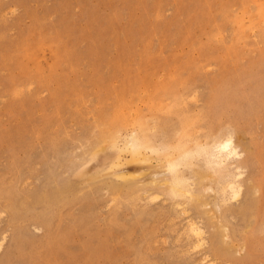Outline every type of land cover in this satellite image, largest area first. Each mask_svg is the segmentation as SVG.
<instances>
[{
    "label": "rangeland",
    "instance_id": "obj_1",
    "mask_svg": "<svg viewBox=\"0 0 264 264\" xmlns=\"http://www.w3.org/2000/svg\"><path fill=\"white\" fill-rule=\"evenodd\" d=\"M185 133L234 136L239 202L198 154L169 195ZM263 157L264 0H0V264H264Z\"/></svg>",
    "mask_w": 264,
    "mask_h": 264
},
{
    "label": "bare ground",
    "instance_id": "obj_2",
    "mask_svg": "<svg viewBox=\"0 0 264 264\" xmlns=\"http://www.w3.org/2000/svg\"><path fill=\"white\" fill-rule=\"evenodd\" d=\"M244 36V35H243ZM232 50H234V49H232ZM208 102V101H207ZM209 107V106H208ZM185 108V107H184ZM176 112V111H175ZM198 115V114H197ZM208 115V114H207ZM193 116H191V118H192ZM206 117V116H205ZM209 117V116H208ZM219 117V116H218ZM122 118V117H121ZM189 119V118H188ZM186 120V121H190V119L189 120ZM211 119V118H210ZM191 120H193V119H191ZM185 121V120H184ZM183 121V122H184ZM192 122V121H191ZM186 123V122H185ZM185 123H182V124H184V126H185ZM189 127V126H188ZM192 127V126H191ZM229 127V126H228ZM187 128V127H186ZM221 128H224L225 130H226V127H221ZM235 128V127H234ZM233 128V129H234ZM144 129V126H142V128H141V130H143ZM188 130H189V128H187ZM223 129V130H224ZM232 129V128H231ZM232 129V130H233ZM220 130V129H219ZM219 130H218V132H217V134L219 133ZM114 131V130H113ZM113 131H112V133H113ZM117 131V130H116ZM143 131H147V130H143ZM159 131V130H158ZM191 131V130H190ZM145 132H143L142 133V136L140 137V136H135V137H132L133 139H131L132 141H131V147H130V150H131V159L132 160H137V161H139V160H141V159H143V160H145L146 158L144 157V150L146 149V148H150L151 149V151L154 149H152V147H151V145H150V140L149 139H147L146 138V135H144V133ZM163 132V131H162ZM189 132V131H188ZM222 132V131H221ZM223 132H226V131H223ZM222 132V133H223ZM233 132H234V130H233ZM102 133V132H101ZM105 133V132H104ZM164 134L165 133H167L166 131L165 132H163ZM180 133V132H179ZM184 133V132H183ZM111 134V133H110ZM109 134V135H110ZM186 134V133H185ZM184 134V135H185ZM194 134V133H193ZM210 134H212V133H210ZM214 134V133H213ZM215 135V137H217L218 135ZM225 134V133H224ZM222 135V137L223 136H225V135ZM157 135V134H156ZM206 136L208 135V133L207 134H205ZM204 135V136H205ZM237 135H239V134H237ZM116 136V135H115ZM167 136V135H166ZM209 136V135H208ZM212 136V135H211ZM100 137V136H99ZM98 137V138H99ZM210 137V136H209ZM218 137H220V136H218ZM212 138H213V136H212ZM221 138V137H220ZM219 138V139H220ZM165 139V138H164ZM193 139H195V138H193L192 137V135H190L189 133H187L186 135H185V138H183V141H181V142H179L180 144L178 145L177 144V146H175L174 147V149L173 150H175V152H178L179 153V155H178V158L176 159V158H174V159H170L169 160V163H168V165H167V170L169 171V173H170V175H171V177H172V179H171V189H170V192H169V195L172 197V198H174V199H176V200H178V201H180V200H182V199H187V198H189L188 200H192V199H194V195L192 194V191L193 190H191V183L190 182H192V181H190L191 180V178H186L185 177V175L183 176L181 173V170L179 169V167L181 166V165H186L187 167H190V166H192V165H194L193 164V159L194 158H196V157H198L199 158V156H197L196 154H198V155H203L204 156V159H205V162L206 163H204V162H202V161H198V162H202L201 163V165H203V164H207V166H209L210 168H212V170L211 171H213V169L214 170H218L219 171V175H220V179H221V181H222V174H224V173H226L227 174V172H229L230 173V176H229V178L228 179H226L227 178V176H226V178H224L225 177V175L223 176V178L224 179H226L227 181H225L224 179V181L226 182H224V186H223V188L221 189V191H220V194H221V201H222V203L226 206V205H229L228 204V202L229 201H234V202H236V201H238L239 199H240V197L242 196V194H243V189L245 188H243V181H242V178H243V171H242V166L240 165L241 164V162H240V160L242 159V156H243V154L241 153V151L239 150V147L237 146V144L235 143V139H234V136L233 135H229V136H227L226 138H222V141L220 140V141H218V142H216L215 141V143H214V145L212 146V147H208V146H201V144L199 145V144H197V142L196 141H198V140H195V142H196V144H197V148L196 149H194V148H192V149H190V146H189V148H188V145H190L189 143H191V142H194L193 141ZM198 139V138H197ZM206 139V138H205ZM211 139V138H210ZM218 139V138H217ZM166 140V139H165ZM98 141V140H97ZM104 141H107V137H103L102 138V142H104ZM206 141H207V139H206ZM210 141V140H209ZM209 141H207V142H209ZM212 141H213V139H212ZM154 142V141H153ZM194 142V143H195ZM198 142H200V140L198 141ZM206 142V143H207ZM96 143V142H95ZM94 143V144H95ZM175 143V142H174ZM209 143H211V142H209ZM101 144V143H100ZM208 144V143H207ZM206 144V145H207ZM99 146V145H98ZM193 146H194V144H193ZM101 147V146H100ZM98 148V147H97ZM159 149V148H158ZM252 150V149H251ZM93 151V150H92ZM153 151H157V150H153ZM170 151V150H169ZM168 152V151H167ZM244 152V151H243ZM157 153H159V152H157ZM173 153H174V151H173ZM162 154H164V153H162ZM176 154V153H175ZM174 154V155H175ZM166 155V154H165ZM195 155H196V157H195ZM261 155V154H260ZM172 156V155H171ZM177 156V155H176ZM175 156V157H176ZM142 157H144V158H142ZM167 157V156H166ZM254 158H256V157H254ZM264 158V157H263ZM148 160H149V158H147ZM146 159V160H147ZM201 159V158H200ZM152 160V159H151ZM201 160H203V158L201 159ZM259 160V159H258ZM195 161V160H194ZM143 162V161H142ZM146 162H148V161H146ZM163 162V161H162ZM240 163V164H239ZM198 164V163H197ZM249 164V163H248ZM200 165V166H201ZM247 165V164H246ZM195 166H197V165H195ZM206 167V166H205ZM181 168V167H180ZM193 168V167H192ZM201 168H202V170H203V167H200V172H202V174H205L203 171H201ZM245 168V167H244ZM208 170H210L209 168H208ZM194 171V170H193ZM184 172V171H183ZM187 172V171H186ZM185 172V173H186ZM216 172V171H215ZM221 172V173H220ZM207 173V172H206ZM213 173V172H212ZM214 175V174H213ZM215 175H216V173H215ZM228 175V174H227ZM206 176V175H205ZM217 176V175H216ZM215 177V176H214ZM219 177V176H218ZM164 178V177H163ZM162 178V179H163ZM168 178V177H167ZM166 179V178H165ZM196 179V178H195ZM194 179V180H195ZM203 179V178H202ZM219 179V180H220ZM248 179V178H247ZM167 180V179H166ZM247 181V180H246ZM153 182V181H152ZM161 182V181H160ZM159 183V182H158ZM164 182H162V184H163ZM193 183V182H192ZM221 184H223L222 182H220ZM152 183H150V185H151ZM155 184V183H154ZM219 184V183H218ZM161 185V184H160ZM159 185V186H160ZM164 185V184H163ZM167 185V184H166ZM155 186V185H154ZM221 186H219L218 188H220ZM63 188V187H62ZM132 188V187H131ZM153 188V187H152ZM165 188V187H164ZM193 188V187H192ZM217 188V189H218ZM116 191L118 190L117 189V187H115L114 188ZM143 189V188H142ZM160 189V188H159ZM163 189V188H162ZM168 189V188H167ZM166 189V190H167ZM212 190H213V188H212ZM215 190V189H214ZM60 191H62V189L60 190ZM143 191V190H142ZM162 191V190H161ZM168 191V190H167ZM210 191V190H209ZM53 192H55V191H53ZM65 192V190L63 191V192H61L60 193V195H62L63 193ZM252 192V191H251ZM143 193H145V192H143ZM150 193V192H149ZM206 193V192H205ZM210 193H211V191H210ZM54 194V193H53ZM56 194V193H55ZM250 194V193H249ZM252 194V193H251ZM48 195H49V192H48V194H47V196H45V197H43L41 200H42V202L43 203H45V204H47L48 205V203L50 202V198L48 197ZM52 195V194H51ZM148 195H150V194H148ZM166 195V194H165ZM248 195V194H247ZM42 196V195H41ZM133 196V195H132ZM156 196V195H155ZM167 196V195H166ZM200 196H201V194H200ZM118 197V196H117ZM212 197V196H211ZM243 197H244V195H243ZM243 197H242V199H243ZM250 197V196H249ZM41 198V197H40ZM55 198V197H54ZM148 198V197H147ZM213 198V197H212ZM218 198V197H217ZM152 199V198H151ZM174 199L172 200V201H174ZM204 199V198H203ZM219 199V200H220ZM241 199V200H242ZM201 200V199H200ZM213 200V199H212ZM244 200H246V199H244ZM243 200V201H244ZM196 201V200H195ZM249 201V200H248ZM175 202V201H174ZM186 202H187V200H186ZM194 202V201H193ZM198 202H200V201H198ZM239 202V201H238ZM184 203H185V201H184ZM188 203H190V202H188ZM188 203H186V204H188ZM177 204H180V202H178ZM218 204V203H217ZM221 204V203H220ZM244 204V203H243ZM174 205V204H173ZM184 205V204H183ZM185 206V205H184ZM232 206H233V202H232ZM232 206H230L231 208H232ZM240 206H241V204H240ZM229 207V208H230ZM183 208V207H182ZM186 208V207H185ZM184 208V209H185ZM221 208V207H220ZM224 208H226V207H224ZM250 208V205L249 204H247V202H246V204L245 205H243L242 207H241V211L242 212H244V213H247V211H248V209ZM187 209H188V206H187ZM179 210H183V209H179ZM189 210H190V208H189ZM221 210V209H220ZM224 210V209H223ZM201 211H204L203 209L201 210ZM224 211H226V210H224ZM236 211V210H235ZM222 212V211H221ZM179 213H180V211H179ZM206 213V212H205ZM227 213V212H226ZM182 215H183V212L181 213ZM184 214H186V213H184ZM221 215H222V213H221ZM224 215V214H223ZM226 215H228V214H226ZM204 216H205V214H204ZM224 217V216H223ZM222 217V218H223ZM209 218V217H208ZM228 218V217H227ZM227 218H226V220H227ZM190 220H192V218L190 219ZM195 220V219H194ZM218 220V219H217ZM223 220H225V217L223 218ZM219 222H221V219H220V221ZM226 222V221H225ZM228 222V221H227ZM198 223V222H197ZM197 223L196 222H194V221H190L189 222V224H188V229L187 230H189V234H191V236H193V238H194V240H196L195 241V244H194V247L196 248V247H199V246H201V245H203V243H204V240H205V238H204V235H203V230L197 225ZM224 223V222H223ZM214 224V223H213ZM222 224V223H221ZM225 224V223H224ZM228 225V224H227ZM211 226V225H210ZM220 226V225H219ZM201 227H203V226H201ZM216 227V226H215ZM223 228V227H222ZM186 229V228H185ZM205 229V228H204ZM211 229H213V228H211ZM186 230V231H187ZM219 230V229H218ZM228 231V230H227ZM213 232V231H212ZM218 232H220V231H218ZM217 232V233H218ZM226 232V231H225ZM224 232V233H225ZM187 233V232H186ZM215 233V232H214ZM224 235H226V234H224ZM191 238V237H190ZM193 240V239H192ZM191 240V241H192ZM188 242H190V240L188 241ZM191 245V247H192V244H190ZM221 245V244H220ZM190 247V248H191ZM222 252H223V250L222 251H220L219 250V248L217 249V250H215V255L216 256H220L221 254H222ZM229 254V253H228ZM218 258V257H217ZM223 258V257H222ZM251 260V259H250ZM204 264V263H203ZM205 264H212V263H205Z\"/></svg>",
    "mask_w": 264,
    "mask_h": 264
}]
</instances>
